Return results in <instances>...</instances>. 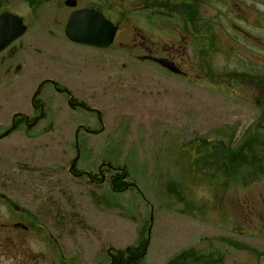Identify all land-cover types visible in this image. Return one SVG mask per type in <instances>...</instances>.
I'll return each mask as SVG.
<instances>
[{"label":"rangeland","instance_id":"obj_1","mask_svg":"<svg viewBox=\"0 0 264 264\" xmlns=\"http://www.w3.org/2000/svg\"><path fill=\"white\" fill-rule=\"evenodd\" d=\"M77 1V7L90 2ZM5 4L29 26L18 41L25 45L22 54L29 65L14 79L5 78V69H0V126L6 127L16 112L32 115L30 99L44 77L80 95L99 111L103 124L98 135L80 131L73 146L70 133L79 124L98 129V123L92 114L71 112L65 95L43 89L37 99L53 112L57 129L45 122L40 127L58 134L36 140L14 133L0 148V164L23 162L43 169L56 165L59 170L53 183L39 180L38 174L14 176L6 191L27 213L26 222L41 229L43 261L107 264L119 250L148 238L142 264H166L189 247L216 250L223 257L220 264H264V172H257L264 165V160L258 162L264 150V106L252 96L245 70L256 62L264 66V58L241 57L244 43L238 35L231 39L226 12H216V25L210 18L209 27L202 28L211 38L197 35L185 49L176 43V62L187 63L182 77L127 57L128 51L118 47L134 25L156 45L158 56H165L171 45L168 34L174 30L165 27V11L105 7L103 13L120 21V30L113 47L95 53L64 39L57 43L50 34L47 26L55 20L62 28L71 9H32L24 0ZM206 12L200 11L202 17L213 14ZM178 15L170 12V23L176 25ZM76 75L85 76V89L73 85ZM201 144L210 153L223 147L225 174L214 172L222 161L217 153L214 164L208 163L213 175L202 166ZM76 145L77 171H94L100 164L106 172L103 184L92 185L84 173L66 175ZM112 175L122 181L121 192L112 187ZM34 242L27 236L31 249Z\"/></svg>","mask_w":264,"mask_h":264},{"label":"flooded vegetation","instance_id":"obj_2","mask_svg":"<svg viewBox=\"0 0 264 264\" xmlns=\"http://www.w3.org/2000/svg\"><path fill=\"white\" fill-rule=\"evenodd\" d=\"M9 1L10 0H0V12L6 11L3 6H6L5 3H8ZM24 1L32 9L47 5H50L51 7L55 6L60 11H62V9H67L65 4L66 0H58L57 3L55 2L57 0ZM242 1V3H238L235 0H90L86 5L77 8H94L102 13L105 7L109 11L133 13L148 10L165 11V19L167 21L165 27L168 28L171 26L174 28V30L170 29L171 32L168 34L171 45L170 47L165 48V57L174 61L184 72L182 76H185L187 73L182 69V66L187 64L185 61L186 59H183L182 62H176V43L179 44V47L184 45L185 49L186 45H190L194 42L193 39L197 35L202 33L210 35L211 33L209 30H202V28L209 27L210 20L211 22H217L216 19L218 17H216V12L220 11L226 12L225 18L228 20L227 24L232 31V34L230 35L231 39H234L233 36L237 38L240 36L241 40H243V48L246 53L242 54L241 57L245 58L246 56L251 60H262L264 58V0ZM203 9L207 11L206 13L213 12L212 16L202 17L200 11ZM170 12L180 13V15H178V20H176V25L170 23ZM119 23H116L118 26L117 33L120 30ZM212 23L216 25V23ZM24 24L27 26V32L29 26L25 22ZM60 26L61 24L56 23L55 20L54 23L47 26V28L49 27L48 30L51 32L50 34L55 37L57 43L64 39V41L68 42L67 44L75 47H86L92 49L95 53L104 51V49L100 48L71 43L64 36L65 23L62 28H60ZM177 27H179V29ZM127 32L130 34L128 40H126V42L118 43L119 47L121 46V48L128 51L127 57L133 58L134 56L141 62H149L151 60L147 57L159 55L156 45L150 41L140 29L132 25L128 28ZM209 35L205 36L211 38V35ZM114 42L115 38L112 46H114ZM205 42H208V40ZM28 46L31 45L28 44ZM24 47L25 45L23 46V43L16 41L0 53V69H5V78L10 77L14 79V77L21 76V74L25 73L27 70L29 65L27 61L28 58L22 54ZM64 49H69V47L66 45ZM36 50L38 51L37 47ZM134 51L140 53L137 55ZM21 55H23V57H21ZM261 65L260 62H256L245 69L246 74L252 83V96L255 98L259 107L264 106V66ZM9 71H12L13 73L8 74ZM75 77V79H72V81L76 82L73 85L76 88L85 89L87 86L85 83V76L76 75ZM53 78L57 79L56 77ZM57 82L58 81L52 79V77H44V79L38 82L35 89H38L40 92L43 89L51 88L54 92L65 95L66 104L71 112L77 114H92L96 123L99 125L98 129H95V127L92 126L88 127L84 124H79L78 128L70 133L73 139V146L77 140L81 138L79 137V135H81L80 131L85 135H98L101 133L103 131V124L99 111L85 103L80 95L72 93L68 88L59 85ZM94 90L96 89L94 88ZM30 107L32 108L31 116L26 114H13L6 127L0 126V148H5L6 145H8L5 140L14 133L17 135L29 136L31 137L30 139L36 140H40L41 135H48L49 138L52 139V137H54L53 133L55 135L58 134L57 132H52L50 130L53 128L57 129V121L55 116H53L52 111H47V108L37 99V97L34 100H32V98L30 99ZM262 119L264 120V116ZM44 122L50 125V131L42 130V127L40 126L41 123ZM11 126L13 127V130L2 136L11 128ZM79 153L80 148L76 145V160H78ZM1 156L2 152L0 151V157ZM74 159L75 158L71 159L66 170V175L79 177L84 173L88 182L97 186L106 181V172L102 170L100 164L97 166L96 170H84L82 173L77 171L75 164L73 165ZM58 172L59 170L56 165H49L48 168L43 169L36 165L29 166L27 163L23 162H16L15 166L0 164V264H56V260L54 259L43 261L44 254H42L41 249L39 248L42 235L41 229L35 228L36 226L32 227L26 222L27 213L16 206L13 197L9 196L6 191H8L14 176L22 177L25 173H29L30 175L38 174L37 178L39 180H49L50 183H53L57 180ZM109 181L113 186L116 184V181H118V183L121 182L120 178L115 175L110 176ZM27 236L33 237V240L35 241L34 249H31V244H27ZM52 248L53 246L51 245V251H53Z\"/></svg>","mask_w":264,"mask_h":264},{"label":"water","instance_id":"obj_3","mask_svg":"<svg viewBox=\"0 0 264 264\" xmlns=\"http://www.w3.org/2000/svg\"><path fill=\"white\" fill-rule=\"evenodd\" d=\"M75 0H67L66 5L75 6ZM22 20L9 12L0 14V51L25 32ZM116 27L103 15L93 9L73 11L66 22L65 34L73 42L107 48L115 35ZM151 60L173 73L178 67L166 58L150 57Z\"/></svg>","mask_w":264,"mask_h":264},{"label":"trees","instance_id":"obj_4","mask_svg":"<svg viewBox=\"0 0 264 264\" xmlns=\"http://www.w3.org/2000/svg\"><path fill=\"white\" fill-rule=\"evenodd\" d=\"M200 149V159L202 162V166L204 168L208 167V169L210 170V174L213 175V172L208 163L211 162V164H214L213 157L215 153H217V157H219V160L222 161L219 162V164L217 165L218 169H215L214 172L217 174L226 173L225 171L227 170L224 169L226 168V155L221 145L219 147L214 148V153H210L213 151L211 149H207L206 145L204 146L203 144H201ZM262 151L263 154H260V156L258 157V162L264 160V150ZM257 170L261 172L264 169L259 167ZM116 182L118 183V181ZM118 184L119 186L116 187V189H123L124 185L122 186V181ZM147 248V238L138 239L136 240L135 245H130L123 250H119L118 252H116L115 255L111 256L110 261L107 264H142V261L147 252ZM222 258L223 257L218 256L217 251L214 249H207V251L204 252L189 247L180 251L178 254L172 257L166 264H220L222 262Z\"/></svg>","mask_w":264,"mask_h":264}]
</instances>
